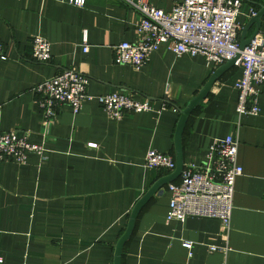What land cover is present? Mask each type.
<instances>
[{"label":"crops","instance_id":"1","mask_svg":"<svg viewBox=\"0 0 264 264\" xmlns=\"http://www.w3.org/2000/svg\"><path fill=\"white\" fill-rule=\"evenodd\" d=\"M181 0H151L171 10ZM264 0H247L239 21ZM140 15L121 0H0V130L27 133L45 153L25 163L0 162V264H114L115 245L136 202L161 176L146 165L149 149L175 156L180 108L212 72L200 56L177 55L162 45L140 69L114 61L115 44L138 39ZM256 28L253 24L247 36ZM259 33L264 35V16ZM52 45L48 62L31 56V37ZM86 34L89 50L83 51ZM68 68L89 76L80 112L57 107L45 130L33 88ZM232 67L190 115L183 132L185 164L203 163L209 147L228 134L239 140L229 230L218 219L167 220L170 193H156L142 207L122 264H264V84L258 114L238 115ZM125 91L153 109L114 119L96 96ZM163 100L170 105L162 109ZM93 144V145H91ZM190 243V246L186 244ZM228 246L212 250L210 246Z\"/></svg>","mask_w":264,"mask_h":264},{"label":"built area","instance_id":"2","mask_svg":"<svg viewBox=\"0 0 264 264\" xmlns=\"http://www.w3.org/2000/svg\"><path fill=\"white\" fill-rule=\"evenodd\" d=\"M121 1L138 12L140 18L136 25L138 39L113 46L116 64H127L138 70L162 45L177 55H200L214 68L240 52L234 64L241 69V75L235 82L238 92L236 111L240 116L260 112L259 95L264 84V35L258 32L243 50L240 49L243 24L239 17L247 0H181L171 10L156 6L151 0ZM69 2L84 6L86 0ZM256 13L252 7L249 16ZM88 50L85 34L83 51ZM31 56L35 61L48 62L52 57L51 42L42 35H33ZM7 58L6 47L0 42V61ZM88 84V75L68 68L34 86L33 90L40 96L38 102L45 130L56 120L59 105L69 106L75 114L81 111L84 101L92 98L87 91ZM96 99L114 119H122L127 113L153 109L149 100L136 99L125 91L100 94ZM168 106L169 101L163 100L162 109ZM238 147V138L228 134L211 144L203 163L188 162L184 165L181 175L161 190L170 193L167 220L214 218L226 230L230 229L235 183L243 173V167L237 161ZM31 153L43 156L45 148L31 142L25 132L0 130V162L25 163ZM145 162L148 167L166 173L176 168L174 155L155 149L148 150ZM210 248L224 252L229 249L226 245H212Z\"/></svg>","mask_w":264,"mask_h":264},{"label":"water","instance_id":"3","mask_svg":"<svg viewBox=\"0 0 264 264\" xmlns=\"http://www.w3.org/2000/svg\"><path fill=\"white\" fill-rule=\"evenodd\" d=\"M264 16V5H261L260 10L257 11L256 15L252 16L240 33V49L243 50L246 45L250 43L253 37L259 32L261 25V18ZM256 24V28L250 36H247L249 28ZM239 52L233 59L227 60L225 63L219 65L214 69L208 80L205 82L203 87L199 92L192 97L184 108H180V116L175 130V159L176 168L174 171L159 177L148 190L143 194V196L134 205L128 222L127 227L123 234L118 239L115 245L114 251V264H122L123 250L126 243L130 240L133 231L135 229V224L137 217L142 209V207L147 203L156 193L162 190V188L169 182L176 180L182 173L185 165V159L183 154V132L187 121L193 111L201 104V102L208 96L214 83L221 78V76L234 67L236 60L240 57Z\"/></svg>","mask_w":264,"mask_h":264},{"label":"trees","instance_id":"4","mask_svg":"<svg viewBox=\"0 0 264 264\" xmlns=\"http://www.w3.org/2000/svg\"><path fill=\"white\" fill-rule=\"evenodd\" d=\"M234 68H237L236 66H234ZM171 102H169V105H170Z\"/></svg>","mask_w":264,"mask_h":264}]
</instances>
